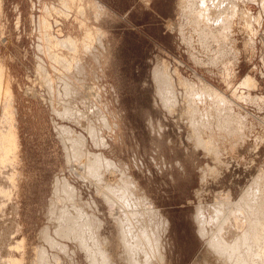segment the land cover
<instances>
[{"label": "rangeland", "instance_id": "1", "mask_svg": "<svg viewBox=\"0 0 264 264\" xmlns=\"http://www.w3.org/2000/svg\"><path fill=\"white\" fill-rule=\"evenodd\" d=\"M92 1L101 12L79 1L0 0V82L10 86L0 90V140L14 123L18 146L0 151V264H35L57 178H67L81 201H96L110 257L124 264L114 218L128 206L109 210L73 174L58 132L65 126L90 152L113 160L151 208L143 223L160 235L153 264H220L209 258L195 214L222 199L238 203L258 175L264 178V0H238L228 31H212L214 40L205 31L208 45L184 0ZM72 54L71 66L58 61ZM58 109L70 113L62 118ZM90 131L103 146L91 142ZM259 235L247 243L264 257ZM68 246L77 255L57 264H88ZM256 256H246L247 264L259 263Z\"/></svg>", "mask_w": 264, "mask_h": 264}, {"label": "bare ground", "instance_id": "2", "mask_svg": "<svg viewBox=\"0 0 264 264\" xmlns=\"http://www.w3.org/2000/svg\"><path fill=\"white\" fill-rule=\"evenodd\" d=\"M67 1L71 4H75V1H79L83 5H87L90 9L93 7L95 9L93 10L95 13L101 12L99 4L92 0ZM184 1L188 3L189 14L191 16L189 17L191 18L190 23H192L194 27L199 30L201 42L204 45L209 44L208 40L211 39L210 35H213L212 31L215 33L218 29L222 31L229 30V18L235 13V11H237L238 6V0ZM90 31L91 33L88 32L89 38L91 37L93 39V37H95L93 31L95 30L91 29ZM205 31L211 34L208 36ZM201 32L204 36H202ZM215 34L217 35V32ZM220 34L224 33L220 32ZM220 34L218 33V35ZM42 36H45L49 43L53 39L51 34L47 30L44 31V29H42ZM205 36L210 37V39L207 38L204 40L203 37L206 38ZM212 37L214 40V35ZM223 41H226V39H223ZM66 43H68V41ZM225 43L221 45L226 46ZM62 46L65 49H68V46L73 47L71 43H68V46L67 44L62 43ZM220 50L222 51L221 48ZM51 56H53V54ZM69 57L70 61L68 62L65 58H60L61 60L58 61L61 63L63 62L64 65L67 64L66 67H69L73 61H75L73 54ZM44 69L45 67L42 64H39L37 73L42 76L46 85L51 86V77L43 74L45 71ZM64 69L67 70V68ZM2 70L3 68L0 66V71ZM67 73H69V70ZM69 78L72 80L71 77ZM162 78L163 77H161L160 80L161 82H164ZM67 80L68 79L62 82L68 83ZM244 81H247V79H244ZM70 82L72 83V81ZM248 83L249 81L246 82V84ZM64 86L67 85L65 84ZM81 86H84V84H81ZM9 87L8 81H5L3 84L0 82V90L5 89L6 91L9 90ZM50 88L51 87H49V89ZM51 90H54V88ZM51 93V97H53V93L55 92ZM51 99L55 100L56 98ZM58 111L59 109L57 110L58 116H61L62 118L66 116L65 113H70L67 112L66 109H60V111ZM10 124L11 125L8 126L6 132L0 140V151L2 149L4 152L12 151L14 149L16 151L18 150L15 125L14 123ZM58 132L61 134V139L63 138V141L61 142H63V147L66 151V162H68V165L71 166L73 174L77 175L83 179L84 182L91 185L96 195L102 200L103 204L110 208L109 210H111V207L116 208L117 206L114 210L117 214L119 211L118 208L121 207L120 204L128 206V209L121 207V212L119 211V213H121L122 216L117 214V218H114V221H116L117 224V237L119 247L121 249L119 254L120 261L124 264H153L157 260L160 261V247L158 246L160 235H157L156 233L158 230H153L151 233L148 231L150 227H146L148 225L145 226L143 223V221L147 218L143 217V214L146 212L148 214L150 213V218H152L153 212L148 205L147 208H143L142 205L147 203H144L145 201L143 198H139L135 195L134 192L136 190L132 187V183L128 175L125 174L124 171H121L113 160L107 159L103 153L95 151L90 152L89 149L86 148V145H84V138L82 135L73 138L74 133H72V131L66 126L58 128ZM90 132L91 142L97 147L100 145L103 146V140L99 136V133H95L94 131ZM260 175H258L259 177H256V179L254 178L255 180L253 184L251 183L253 187L250 185V189L239 197L238 203L229 204L227 203V200V202L224 201V203L222 202V199L220 203L217 202L215 205L209 206L208 209H204L202 206H199L196 210L195 224H197V230L199 232L198 235L204 240L207 246L206 250L209 253V258H214L217 263L247 264L246 256H248L250 261H252L255 255H257L256 259L260 260L257 264H264V257H262V254H257L258 250L256 249L253 253L252 249L249 247L250 244L247 243V239L250 240L248 235L257 236V233L259 235V231L264 233V178ZM57 179H55L52 190L54 192L48 205V224L41 229V232L39 233L41 235L40 239H42L44 244H42L39 248L37 247V251L35 250L34 263L52 264L51 261H56L55 263L57 264L58 260L63 259V255H65L64 257L76 256V251L74 249L71 250L70 246H68L71 244L73 248L75 246V248L78 249L77 251L83 254L85 257L84 259L88 264H115L109 254V242L100 231L102 221L97 215L99 208L97 207L96 201H81L78 197L79 195H77L76 188L69 183L67 178H62L61 180ZM118 205L120 207H118ZM96 207L97 210L95 209ZM122 209H124V211H122ZM156 213L157 212L155 211L154 214ZM118 215L120 217H118ZM249 217H252L254 222L250 225V227H247ZM156 222L159 223V221ZM148 224H150L149 219ZM207 225H210V230H206ZM212 226L216 229L215 231L212 230ZM155 228L156 226L153 229ZM67 241H69V243H67ZM14 264H16V262ZM205 264L208 263L205 261Z\"/></svg>", "mask_w": 264, "mask_h": 264}]
</instances>
